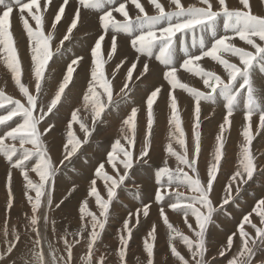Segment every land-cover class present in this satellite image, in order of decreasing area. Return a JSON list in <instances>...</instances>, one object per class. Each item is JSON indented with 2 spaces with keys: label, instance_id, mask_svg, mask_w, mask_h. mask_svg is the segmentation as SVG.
Wrapping results in <instances>:
<instances>
[{
  "label": "snow or ice",
  "instance_id": "6c2138e0",
  "mask_svg": "<svg viewBox=\"0 0 264 264\" xmlns=\"http://www.w3.org/2000/svg\"><path fill=\"white\" fill-rule=\"evenodd\" d=\"M51 2L52 0H45L42 4L41 0H0V50L5 54L4 63L11 73L15 86L26 101V103H22L20 99H14L0 89V109H7L4 114H0V126L8 125L14 118H20L15 127H11L4 135L0 136V155L4 156L12 169L20 171V175L25 182V197L31 208L30 217L26 214L27 223L25 225L26 232L31 234V238L28 240L27 253L23 254V264H71L73 247L81 242V238L86 241L87 252L85 257L82 258L85 264H105L104 256H101L99 260L95 259L94 249L107 223L110 205L117 198V189L125 184L126 179L130 178L134 163L144 165L151 158L154 104L161 93V87H156L146 98V128L141 137V148L138 154H134L138 137V109L133 107L130 114L122 120L119 133L124 143L121 142L120 138L116 139L111 152L107 155V163L112 166L115 176H111L105 171L104 164H100L94 173L96 177H103L107 189V199L105 200L101 196L96 179H92L88 197H94L99 215L89 210L88 200L85 199L79 208L81 228L73 233L67 231L64 233L62 240L66 255L58 256L53 242L48 240L46 236L49 227L48 213L54 206L52 192L54 191L55 177L60 171V166H66V161L71 163L72 158L77 155L83 145L88 143L97 121L100 120L106 110L107 105L104 102V97H107L108 105L113 103L114 86L106 75L105 66L117 54L118 34L121 33L130 37V47L137 54L127 71L126 80L120 88L121 99L128 97L133 70L136 69L141 57H145L147 60L154 57L167 69L163 73V79L170 86L168 94L170 101L168 106L171 111L169 125L172 126L173 130L169 132L170 142L166 145L165 150L169 157L175 158L177 165L173 169L168 166V160L165 159L164 165L155 171L154 177L158 187L154 194V201L163 205L165 196L170 195L169 189L175 186L176 198L174 202L168 204V208L183 215L184 223L194 237H189L179 229L174 228L169 221L165 207L161 206L159 208V218L169 233L171 255L179 261V264H190V261L186 260L176 246L171 243V241L179 238L191 254L194 264H209V260L206 258L208 225L214 223V215L228 214L227 206L237 202V198L243 191V186L252 181L254 175L259 171L251 146L254 139L252 132L254 114L258 113L259 115L257 127L264 129V107L259 102V94L254 84L256 66L259 65L261 74H264V14H254L250 0H239L241 7L236 9L230 8L227 0H199L201 6L192 5L189 7H185L181 0H169V4L173 6L171 11L166 10L160 0H148V3L153 6L155 13L153 15H149L141 0H120L118 4L117 0H77L78 6L74 8V18L71 19L66 34L59 40L58 46L53 51L52 41L55 37L52 32L56 30L57 24L65 15V9L70 0H62L58 11L54 14V21L51 23L52 31L45 35L43 30L44 12H47ZM129 4L137 10L134 15H130L127 10ZM260 4L264 5V0H260ZM106 5L116 6L104 10ZM81 9L103 10V14L99 16L102 33L90 49V82L83 95L85 106L91 104L92 127L90 129L88 125L81 121L78 116L79 109L71 113V120L66 126L67 139L63 144L62 159L57 163L50 157L49 149L44 140V137L53 130L54 125L47 124L41 128V123L45 121L46 117L53 114L57 106L61 104L62 97H64L66 89L69 88L76 72L74 66L78 67L83 57H75L70 60L53 98L47 103H45L42 95L45 91L43 85L49 62L56 53L61 52L65 41L70 40L73 31L77 29L78 23L82 21ZM14 11L18 12L23 28L29 37V46L32 51L30 72L35 82V94L22 82L24 69L12 35L11 18ZM114 12L119 13L123 19L118 20L113 15ZM27 17L35 22V27L29 23ZM220 18H223L222 35H218L216 31L217 21ZM109 31L112 33L110 48L105 51L103 42ZM197 31L210 32L212 36L211 45L207 46L204 39L201 38L199 54H190L186 51L180 67L200 77L204 87L209 90L207 92H202L181 83L177 77L178 69L174 63L177 37L194 34ZM237 38L249 46L251 50L236 46L233 41ZM226 56L237 58L238 63L230 62L229 59L225 58ZM204 58H210L221 65L226 73V79L215 72L205 71L200 67L198 62ZM124 62V60H121L120 64L116 65V69L118 70ZM149 71V63L145 62L139 76H144ZM112 75L114 78L115 72ZM139 76L137 79H139ZM177 88L183 89L191 95L195 102L191 153L182 126L183 122L179 115L178 99L173 94ZM217 96L223 98L226 102V112L223 122L219 125V133L215 137L212 161L207 165L206 174L202 178L198 167L201 153V133L199 131L201 104L202 102L215 103ZM241 102H243L245 121L242 132L244 143L241 145L238 166L223 187L222 194L218 195L215 183L221 171L222 162H227L224 136L225 132L231 127V117ZM75 124L79 125V131L84 134L83 139L77 136L74 130ZM17 140L20 148L24 149L25 144L32 145V148L24 149L20 157L14 160L13 158L17 156L16 145L15 143H6V141L15 142ZM172 141H175L182 151L178 152L173 147ZM120 156H122V159L119 160V163L123 167V174H121L115 163ZM33 159H35V163L31 167L26 166V162ZM30 172L39 177L38 182H34L30 178ZM181 188H186L195 195L185 196L184 192L178 191ZM6 191V211H10L13 208L15 199L11 171L7 174ZM30 192H34L35 196L30 195ZM61 203H63V200L56 203L55 207L59 208ZM42 206L46 210L41 216ZM150 207L151 204L143 203L136 209L135 224H131L132 214H129V217L124 220L122 229L119 230V264H127L126 256L133 229L139 224L141 214L145 218L149 216ZM255 208L264 209V198L256 202ZM256 215L259 217L258 224L253 223L250 215L242 217V222L237 226L240 241L238 250L228 261V264H252L257 241L264 244V211H257ZM88 217H90V221L85 223ZM190 219H194L195 225L190 222ZM41 221L43 222V233L41 231ZM89 224L90 231L88 230ZM246 225L252 229V232L246 231ZM86 231L87 236L84 237ZM52 232L55 235L54 227ZM156 232L157 227L153 224L147 238L143 241V249L147 254V264H154ZM69 235L73 237L72 242H69ZM235 236L236 233L228 236L226 245L222 246L218 253L219 256H224L226 251L233 248ZM20 242V231L15 226L9 230L6 224L3 228V249L0 250V262L6 261L17 249ZM212 260L214 261L215 258L213 257ZM12 264H16V261L13 260Z\"/></svg>",
  "mask_w": 264,
  "mask_h": 264
},
{
  "label": "bare ground",
  "instance_id": "6f19581e",
  "mask_svg": "<svg viewBox=\"0 0 264 264\" xmlns=\"http://www.w3.org/2000/svg\"><path fill=\"white\" fill-rule=\"evenodd\" d=\"M160 2L163 3L166 10H168V11L173 10V6H171L169 4V0H160ZM181 2L183 3V5L185 7H189L192 5L201 6V5H199V0H181ZM227 2L229 4L230 8L236 9V8L241 7V5L239 4V0H227ZM141 3L144 5V7H145L146 11L149 13V15L155 14L153 6L148 3V0H141ZM250 3L252 4L254 14H264V5L260 4V0H250ZM52 7L53 8L49 14L52 15L53 17L45 18V21L43 23V30L45 33H49L50 31H52L51 23L54 21V14L58 11L57 5H54ZM107 8H109V7H107ZM90 10L94 14H97V15H100L103 11V10H93V9H90ZM127 10L129 12H132L130 15H134L135 12L137 11V10H135L134 6L131 4L128 5ZM214 10H215V6H214ZM81 16H82V21L80 23H78V25H77V28H79L78 31L80 32V34H78L76 32L78 35H75L73 32L70 40L65 41L64 46L61 48V52L56 53L55 57L53 58V62H52V60L49 62L48 68L50 69V71H48L49 74H48L47 78L45 79L44 85H43V87H46V88L48 86L47 90H49V91H50V89L53 90V88H55L57 90L58 84L62 81L63 75L66 72L67 64L70 62V60L72 58L79 57V56H75V55L80 54L83 51H85L86 49H88L90 44H92V46H93L95 40L99 36V35L94 34L95 29H94V27H91V20L88 17L84 16L82 13H81ZM115 17L118 20L123 19V17H121L119 13ZM62 18H63V21H61V24H62V26L64 24L66 26L64 28H61L60 31L58 30V32L55 34V39H54L55 42L54 41L52 42V50L53 51H54L55 47L58 46L59 40L62 39L63 35L66 34V29H67V26L70 24L71 19L74 18V8H72L71 5H68L66 7L65 15ZM15 25H17V24H15ZM31 25L33 27H35V22L32 21ZM16 31L25 32L23 25L20 21V18H19V25H18ZM13 34H15V33H13ZM25 34L27 35L26 32H25ZM82 35H83V37H81V38H79L73 42L74 36H82ZM111 35H112V33L110 34V37H111ZM110 37L106 36L105 41L103 42L105 44L104 50L110 48ZM120 38H123V39L119 40ZM27 41H28L29 52L27 51L28 52V54L26 53L27 56L22 55L26 58L25 61L22 60L23 61L22 64L24 66V69H26V70H27V67L29 69H31V65H32V61H31L32 51H31V48L29 46V37H28ZM210 41H212L211 34H209V37L207 38L206 42H210ZM20 42H21V40H20ZM199 42L200 41L193 44L194 50L192 48L188 47L187 50H185L184 52H181L179 49L178 54H174V58L176 59V61H178V60L181 61L185 57L186 51L190 54H199ZM233 43H235L236 46H238V47H244L245 49L251 50L249 48V46L244 44V42L240 41L238 38L236 40H234ZM19 46L21 47V50H24V46L23 45L21 46V43H19L18 47ZM132 50L133 49L130 47V37L127 34L126 35L119 34V36H118V50L117 51L125 59L129 60L131 63H133L135 60V57L132 54L130 55V51H132ZM64 53H65V55L63 56ZM19 54H21V52ZM62 56H63V58H62ZM4 58H5V54L2 52V50H0V89L3 88L5 90L9 91L10 93H12L13 95H15V94L18 95V94H20L19 89L15 86V83L11 77V73L8 71V69L5 66ZM225 58L229 59L230 62L238 63V59L235 57H227L226 56ZM64 62H66V63H64ZM145 62H148L149 66L153 64L156 67H158V66L161 67L160 70L157 71L151 66L150 73L147 75V78L144 81V85H146L150 77L156 76L157 79L153 80V84H154V86L161 87V93L159 94V97H158L156 103L154 104V106L156 107V111L154 112L153 139H152V147H151V148H153V152L151 151L152 153L150 154L151 156L156 157L158 160L150 159L148 161V163L144 165V168L138 170L137 172L135 171V168H133L134 171H132L133 170L132 169L131 173H130V175H133V176L129 179H126L125 184L117 189V193H120V194L117 195V199L113 200L112 204L110 205V208L112 206L111 210L109 209L112 213V214H110V211H109L110 219L117 216L118 219L124 221L126 218L129 217V214H132L131 224H135V222H136V217L133 214V212L135 211L137 204L142 205L143 203H149V204H151V207L155 206V205L157 206V203H155V201H154V194H155L157 187H158V185L155 182V177H154L155 171L160 166L162 167L164 165L165 159L168 160V166L169 167L174 169L177 165V161L175 160V158L169 157L166 153V150H165L166 145L170 142L169 141V132H170V130H173L172 126L169 125V119L171 116V111H170V108L168 106L170 103L169 98H168V94L170 91V86L168 85L167 81H165L163 79V72L161 71V69L166 70V68H165V66L157 63L154 59H152L150 61H148V60L142 61V57H141L140 62L137 63L136 69H134V72H139L143 68V63H145ZM26 63H27V65H26ZM58 64H60V65H58ZM180 64H175V66L177 67V69L181 70V73L177 74V77L181 83L187 84L189 87L198 89L202 92H206L205 90L209 91L208 89H206L204 87L203 81L200 77H197V76L193 75L192 73L183 70L180 67ZM198 64L205 71L215 72L216 74L221 75L222 78L226 79V73H225L223 67L221 65H219L218 63L212 61L210 58H204L203 60L199 61ZM81 66H82V61L78 67L74 66V67H76L77 73H80V67ZM29 73L30 72H28V74ZM88 76H90V73L88 74ZM74 79H75V81L74 80L73 81L75 83L71 82L72 83L71 86L72 87L74 86V87L71 90L67 89L68 90V91H66L67 94L65 93L66 98L68 100H71L72 102L70 103L69 101L65 100V102H68L70 104L67 105V107H65V109L63 108L64 109V111H62L63 116L65 115L64 113H66V114L69 113V117L71 120V113L73 111H75L76 109H79L80 111L78 112V114H80L81 121H83L86 125L91 126V124H92L91 104H88L87 106H85V104L83 102V95H84V92H86V90H84L85 86L79 81L78 76H76V77L74 76ZM22 82L27 87H29L31 90H34V83L35 82H34V79H32L31 74H30V76L27 77V79H22ZM122 83H124V82L122 81ZM134 83H136V82L134 81L132 83V85ZM254 84H255L257 92L259 94V101L264 105V74H261L259 69L254 70ZM151 85H152V80L149 83V87H151ZM80 86H84L83 89ZM87 87H88V85H86V89H87ZM81 89L83 90L82 92H81ZM32 92H34V91H32ZM150 92H151L150 88L145 89L143 87H140L139 90L136 92L135 97L138 100L144 99L145 101L143 103H139V102L135 101L129 95L130 99L127 97L129 99L128 105H123L119 109V112L117 111L116 115L114 114L116 117L111 116L110 119L108 121H106L107 123L109 122L108 123V129H104V128L99 129V135L98 136H100V138H103V139L108 138L109 144L107 146H104V147H101L100 143L96 144L95 150H97L98 152H101L102 155L100 154V156H98L99 155L98 154V155H96L97 157H95L93 155V157H95V159H94L95 161L91 160V164L93 162L95 163L94 165L99 163L98 166L100 164H104L105 165V171L109 175L115 176V172H114L112 166L107 163V155L109 152H111L112 147L114 145V141L116 140L117 137L121 139L122 143H124V141H123V139L119 133V128L122 126V120L124 119L123 116L129 115L130 111L133 107L138 109L137 125H138L139 132H138V137H137L136 142H137V144L140 145L139 147L136 146V148L134 149V154L139 153L140 148H141V137L143 136L144 130L146 128L147 113H146V103L145 102H146V98L150 94ZM54 93H55V90L51 93L50 96L47 94L48 96L44 97V98L47 99L49 97L48 99L50 101L51 98H53ZM49 94H50V92H49ZM173 94L178 99L179 115L181 116V119L183 122L182 126H183L185 133H186L187 144H188L189 152L191 153L192 144H193L192 126H193V112H194V107H195L194 98L191 95H189L187 92H185L183 89H180V88H177ZM20 97H22V96H20ZM64 97H62V98H64ZM122 100H124V99H122ZM124 102H125V100H124ZM225 103L226 102L223 100V98L217 96L215 103L202 102V104H201V121H200V129H199V131L201 133V153H200V157H199L198 167H199L202 178L206 174L207 165L212 161V156H213L214 147H215V137L219 133V125L223 122V117H224L225 112H226ZM61 104H60V107L62 106ZM66 104H65V106H66ZM117 104H119V103H117ZM57 110H55V111H57ZM59 110H61V108ZM59 110L57 112H59ZM0 112H1V110H0ZM5 112H6V110H2V112L0 114H4ZM57 112H54V113H57ZM60 114H62V113H60ZM81 115L83 117H86V119L83 120V117ZM52 116H53V114H52ZM63 116H62V118H64ZM53 117H55V115ZM56 118H59V116L58 117L56 116ZM49 119H52V118H49ZM57 120H55V121H57ZM67 120L64 118L63 120L59 119L57 122H58V124L64 122V126H67V123L70 121L69 118H67ZM231 120H232L231 127L225 132V136H224V143H225V150H226L225 155H226V160H227L226 163L232 164V167H230V169H231L230 175L236 170V168L238 166V161L240 159L241 145L244 143L242 132H243L244 127H245V121H244V108H242V104H240L239 107L237 108V110L234 112V115L231 117ZM252 120H253L252 132H253L254 139H253L251 148H252L253 155L256 159V163H259L258 177L256 178L255 181H252V182L248 183L247 185L243 186V189L247 188V190L250 194L245 195V197L243 196L241 202L237 203L236 205L234 203H232L229 205L230 207L227 206L228 210H230V212L227 215L217 214L214 217V223H211V225H210V230H209L210 234L206 235V239L209 242V248H207L206 258H213L214 257L216 259L217 257H219V259L217 261H213L212 264L228 263V261L237 252L238 246L240 243L239 234L237 231V226L239 223L242 222V217L244 215H250L253 223L258 224L259 217L256 215V212L257 211H264V209H258L257 210L255 208L256 202L259 199L264 198V163H260V157L264 154V129H259L257 127V125L259 123L258 113L253 115ZM19 121L20 120L18 119V121L15 123V125ZM97 124L100 125V123H97ZM9 125L12 127L11 124H9ZM42 126L45 127L46 125H42ZM56 126H57V123H56ZM78 127H79V125L77 126V128H74V130L77 131V133H82L79 131ZM95 130H96V128H95ZM63 131H65V130L63 129ZM0 136H2V135H0ZM53 137H55V135L50 136V139H52ZM57 139L50 141L47 138V140L49 141L48 149L50 150V154H51L54 162L58 163L59 160L62 159L63 144L66 142V140L61 138V140L59 139L60 140L59 141ZM15 142H16V144L17 143L19 144L18 140ZM172 143H173V147L178 152L182 151L179 148V145L175 143V141H172ZM91 148H92V146H91ZM26 149H28V147ZM106 149L109 151H107ZM0 158H1V156H0ZM88 158H90V157H88ZM91 158H92V156H91ZM119 160L120 159L118 158L115 161V163L117 164L118 169L121 172V174H123V167H122V165H120ZM263 161H264V158H263ZM87 162H88V159H87ZM34 163L26 164V166L31 167ZM85 163L86 162H84V164ZM223 163H225V162H223ZM65 165H66V163H65ZM223 165L225 166V164H223ZM80 167L81 166L79 165V160L76 159L72 166H68V169L66 167L65 171L63 172V174H64L63 176L57 177V184L61 183L62 187H65V188L66 187H72V189L76 188V199L72 198L75 201L74 200L72 202L68 201L66 203V208H67L68 213L67 214H61L62 213L61 211L55 210L57 212L56 215L54 214L55 213L54 211H52V212H54L53 213L54 215H52L53 218L50 215V217L52 218L51 219L52 222H51L50 230L48 232H50L52 234V235H50V237L53 236V238L57 241L56 244L53 243L56 250L58 247L61 251L60 252L58 250L57 252H60L63 255H66V251L64 249L63 240H62L63 234H61V233L62 232L65 233L66 230H69V233H72L73 231L76 232L81 228L80 213H79L78 208L75 207L76 203H79V205H80V203H82L81 199H83V201L85 199H87L90 210L92 212L95 211V213H97V212L99 213V209L95 203L94 197H88V192L90 191V186H91L90 182L92 179H96L97 188H98L101 196L105 200L107 199V189L105 188V182H104L103 177H96V176L94 177V173H95L96 169H94L93 166H92L93 168L90 167V169H92L91 173L85 172L83 174H78L77 171H78V168H80ZM86 167H89V166L87 165ZM0 169L5 171V169H3L2 167H0ZM18 172L20 173V171H18ZM60 172H61V170H60ZM7 173L5 171V174H7ZM29 175H30V178H32L34 182L39 181V177L35 173L30 172ZM230 175H229V177H230ZM229 177H227V176H225L224 178L219 177L218 181H216L215 189H216V193L218 195L222 194V189L226 185ZM12 178H13L12 188H13L14 183L17 185H20V181H21V185H22V183L24 182L23 177L18 175V173L13 174ZM1 180L3 182V185L5 186L7 178L1 177ZM109 183H110V181H109ZM146 183L149 185V189H147V187H145V186L142 187ZM55 184H56V182H55ZM3 185H2V189L0 188V191H1L0 201L6 206L7 194L5 192H7V191L4 192ZM57 188H59V187H57ZM135 188H137V190L139 188H142V189H144V191L143 192H140V191L136 192ZM60 189H62V188H60ZM25 191H26L25 187L21 188V191H19L18 189L13 190L14 197L17 198L16 205L21 202L20 203L21 207H20V205H18L17 208H15V210L12 211L10 215H11L12 219H14L18 215L19 220H21L20 223L14 222L15 223L14 226L20 230L21 242L19 244V248L17 249V251L13 253V257L11 258L12 261L14 258H18V259L23 258V254L27 253L28 240L31 238V234L29 232H26V229H25V225L27 222L26 214L28 217H30V215H31L30 205L28 204V202L26 200L25 193H24ZM178 191L184 192L185 196L195 195V193L189 192L186 188H181ZM139 193H140V195L138 196ZM169 193H170V195L165 196V200L163 202V205H161V204H159V205L164 206L165 210H168V212H166V214L168 215L169 221H170V223H172L174 228L184 229L186 224L184 223L183 215L176 212V214H177V216H176L172 213V210L170 208H168V204L170 202H174V200L176 198L175 186H173L172 189H169ZM29 194H31L32 196H35L34 192L29 193ZM140 196H144V198L142 199V197H141V199H140ZM125 202L129 203L128 204L129 207L124 205ZM154 208L156 209V207H154ZM42 209H43V211H42ZM42 209H41V212H42L41 216L43 215L45 208L42 206ZM52 209H54V208H52ZM97 215H99V214H97ZM140 218L142 220L145 219V217H143L142 214H141ZM101 219H102V217H101ZM154 220H155L154 224L157 227L156 234H158L159 232L167 233L168 230L164 226L162 220L159 218V213L155 212L152 214V221H154ZM89 221H90V219H89ZM2 222H5V221L3 220ZM107 222H108V220H107ZM85 223H88V220H85ZM139 224L137 225V227L139 226ZM7 226L9 227V230H11L12 227H10L8 225V223H7ZM109 226H111L113 230ZM220 226H221V229L219 228ZM53 227L55 228V235H53V232H52ZM116 227H117L116 225H110V223H109L108 227H105L107 229L105 230L104 234L101 235L100 239L97 242V245H96L97 250H96V247L94 249V252L97 253V256H95V259L99 260V258L101 256H104L105 260L107 259V262L105 261V264H119V258H118V249L120 247V245H119L120 231L119 230H121V229H118ZM245 228H246V231L252 232V229L249 226L246 225ZM89 229H90V224L88 226V230ZM146 229H143V230L145 231ZM148 229L146 231L147 233H148ZM137 230L139 232L140 229L137 228ZM41 231H42V233L44 232L42 221H41ZM48 232H47V234H49ZM58 233H60V234H58ZM233 233H236V236L234 237L233 248L230 251H226L224 256H219L218 253L221 250L222 246L226 245V241H227L228 236L233 234ZM47 234H46V236H47ZM86 236H87V232H85V234H84V237H86ZM47 238H48V236H47ZM143 238L144 237L142 235L141 238L137 239L136 242L134 243L133 242L134 240L131 237L132 241L129 243V245L130 244H133V245H132V248L128 247V251H127L128 260L126 259L127 264H138L139 261L142 262L143 257L139 253V246L141 245ZM1 239L3 240V236L1 237ZM1 239H0V241H1ZM54 239H53V241H55ZM70 241H71V239H70ZM25 246H27V248H24ZM76 246L77 247L73 250V254L76 255L77 259L74 256H72V258L74 257L73 258L74 260H77L75 262L72 261L75 264H77L78 259H80V258H81V262H82V258L85 257V254L87 252L86 243H84L82 245L81 244L76 245ZM135 247H137V248H135ZM98 248H100V249L98 250ZM45 251H47V249H45ZM8 260H10V259L8 258ZM84 263L82 262L81 264H84ZM169 264H178V263L170 262ZM252 264H264V250H263V252L257 251L256 253H254Z\"/></svg>",
  "mask_w": 264,
  "mask_h": 264
},
{
  "label": "rangeland",
  "instance_id": "374dc122",
  "mask_svg": "<svg viewBox=\"0 0 264 264\" xmlns=\"http://www.w3.org/2000/svg\"><path fill=\"white\" fill-rule=\"evenodd\" d=\"M43 3V2H42ZM61 3H52L51 2V4L49 5V7H48V10H47V12H44V17L45 18H49V17H53L52 15H50L49 13H50V11L52 10V6H54V5H57L58 7H59V5H60ZM70 5V4H69ZM77 6H78V4H77ZM76 6V7H77ZM114 6H116V5H110L109 6V8L110 7H114ZM50 8V9H49ZM72 8H74V7H72ZM105 10H107V9H105ZM84 11V12H83ZM81 13L84 15V16H86V17H88L90 20H91V27H94V29H95V33L94 34H96V35H100L101 33H102V30L99 28V26H100V22H99V24L97 25V27H96V22H95V20H94V18L92 17V16H90V15H93V16H95V17H97V19L99 18V16L101 15V14H103V11H102V13L100 14V15H97V14H94L90 9H85V10H81ZM132 12H129V14H131ZM118 13H116L114 16H116ZM26 15V14H25ZM27 16V15H26ZM18 18V19H17ZM28 19H29V23L31 24L32 23V20H31V18L30 17H27ZM14 20V21H13ZM11 23H12V35H14L13 36V38H14V41H15V44H16V50H18L17 52H18V54L21 52V54H19V57H20V60H21V65H22V67H23V69H24V66H23V64H22V62L23 61H25V55L27 56V54H28V52H29V47H28V41H27V39H28V37H27V35L25 34V32H22V31H20V32H18V31H16V29H17V27H18V25H19V14H18V12L14 15V16H12V18H11ZM44 21H45V19H44ZM61 21H63V18L61 19ZM61 21H60V23L59 24H57V27H56V30L55 31H53V36L55 37V34L58 32V30L60 31L61 30V28H64L66 25L64 24L63 26H62V24H61ZM15 24H17V25H15ZM14 25V26H13ZM62 26V27H61ZM79 30V28H77V29H75L73 32H74V34L75 35H78V34H80V32L78 31ZM78 34H77V33ZM13 33H15V34H13ZM17 34V35H16ZM48 33H45V35H47ZM110 34H111V32L109 31V33L106 35V36H108V37H110ZM221 34H223V32H221ZM118 36H119V34H118ZM81 37H83V35L82 36H74L73 37V42L74 41H76L77 39H79V38H81ZM123 38H120L119 40H122ZM20 40H21V42H20ZM18 41V42H17ZM54 41V40H53ZM52 41V42H53ZM55 42V41H54ZM19 43H21V46L23 45L24 46V50H21V47L19 46L18 47V45H19ZM104 43H103V48H104ZM27 48H26V47ZM91 47H92V44H90V46L88 47V49H86L85 51H83L82 53H80V54H77V55H75V56H82L83 57V60H82V66L80 67V73H77V71L74 73V76L76 77V76H78V79H79V81L85 86H80L82 89H83V87L85 88L84 90H87L86 89V85H88L89 84V82H90V76H88V74L89 73H91V56H90V49H91ZM20 49V50H19ZM28 49V50H27ZM108 49H106L105 51H107ZM28 51V52H27ZM23 52V53H22ZM27 53V54H26ZM133 55L134 57L136 56V53L134 52V50H132V51H130V55ZM22 55H24V56H22ZM56 55V54H55ZM55 55L53 56V58L55 57ZM65 55V53L63 54V56ZM63 56H62V58H63ZM24 58V59H23ZM105 59H107V57H105ZM23 60V61H22ZM121 60H124L125 62L123 63V65L117 70L116 69V65L117 64H120V62H121ZM147 61V58H145V57H142V61ZM152 60V59H151ZM183 60V59H182ZM148 61H150V60H148ZM52 62H53V59H52ZM64 63H66V62H64ZM63 63V64H64ZM131 62L129 61V60H127V59H125L118 51H117V54L116 55H114L113 56V58L110 60V61H108V63L106 64V66H105V72H106V75L108 76V78L111 80V82H112V84H113V102L116 104H114V103H112L111 105H109L108 106V104H107V97L105 96L104 97V102H105V104L107 105V107H106V110H105V112L103 113V115H102V117L100 118V121L98 120L97 121V123H100V125L99 124H97L96 123V125H95V128H96V130H94V133H93V135H91V137H89V139H88V143H86V144H84L83 145V147L81 148V150L77 153V155L76 156H74L73 158H72V160H71V163H69V162H65L66 163V166H60V170H61V172L59 171L58 173H57V176L55 177V181H54V191H53V193H52V195H53V200H54V206H53V208L54 209H52V210H50L49 211V227H48V230H47V232L50 230V226H51V219L53 218V216L52 215H56V211H61L60 213L61 214H67L68 213V211H67V208H66V203L68 202V201H73L74 199H76V188H73L72 189V187H62V184L61 183H59V184H57V177H59V176H63L64 174H63V172L65 171V169H66V167H67V169H68V166H72L73 165V163L75 162V160L76 159H78L79 160V165L81 166L80 168H78V171H77V173L78 174H83V173H85V172H87V173H91V170L92 169H90V167L91 168H93L94 167V169H96L97 168V166H98V164H96V165H94L95 163L93 162L92 164H91V160L92 161H95L94 159H95V157H97L96 155H98V156H100V154L102 155V153L101 152H98L97 150H95V146H96V144L97 143H100L101 144V147H104V146H107L108 144H109V140H108V138H106V139H103V138H100V136H98L99 135V129H101V128H104V129H108V123L106 122V121H108L109 119H110V117L111 116H115L116 115V112L118 111L119 112V109L123 106V105H128V102H129V99H130V97H129V95L135 100V101H137V102H139V103H143L145 100L144 99H137L136 97H135V94H136V92L139 90V88L140 87H143V88H150V90L151 91H153V90H155V88L156 87H158V86H154V84H153V80H155V79H157V77L155 76V77H150L149 78V80H148V82H147V84L146 85H144V81H145V79L147 78V75L150 73V71L146 74V75H144V76H139V74L142 72V70H143V68L139 71V72H134V70H133V78H132V81L130 82V91H129V93H128V98H126V99H124L125 100V102H124V100H122L121 99V94H120V88L122 87V85H123V83H122V81L123 82H125V80H126V76H127V71H128V69L131 67ZM26 65H27V63H26ZM58 65H60V64H58ZM151 66L155 69V70H160V66H158V67H156V66H154L153 64L152 65H150V68H151ZM255 69H259L258 68V66H256V68ZM167 70V69H166ZM166 70H163V69H161V71L164 73V71H166ZM24 75H23V77H22V79H27V77L28 76H30V74H31V72H30V69L27 67V70L26 69H24ZM47 72L45 73V79L47 78V76H48V74H49V72L48 71H50V69L48 68L47 70H46ZM28 72H30L29 74H28ZM113 72H115V77L113 78V75H112V73ZM27 73V74H26ZM76 74V75H75ZM27 76V77H26ZM74 76H73V80L75 81V79H74ZM139 76V79H137V77ZM122 81H121V80ZM72 80V83H75L74 81ZM152 80V85H151V87H149V83H150V81ZM136 82V83H134L133 85H132V83L133 82ZM72 83L69 85L70 87L68 88V89H72L73 87L71 86L72 85ZM139 85V86H138ZM135 88V89H134ZM138 88V89H137ZM7 95H10V96H12L14 99H20L21 100V102L22 103H26V101H25V99L23 98V97H20V96H22L21 94H18V95H13L12 93H10L9 91H7V90H5V89H3V88H1ZM30 89V88H29ZM44 89H45V91L43 92V99H44V101H45V103H47V102H50L49 101V97L46 99V98H44V97H47L48 95L50 96L51 95V93L55 90L56 91V89L55 88H53V90H51L50 89V91L49 90H47L48 89V86H47V88L46 87H44ZM81 89V92L83 91ZM31 90V89H30ZM32 91H34L33 92V94H35V89L34 90H31V92ZM50 92V94H49V92ZM66 91H68L67 89H66ZM206 92H207V90H205ZM48 94V95H47ZM66 94H67V92H66ZM84 94H85V92H84ZM134 94V95H133ZM65 97L64 98H62L63 100L61 101V107H60V104L57 106V109L59 110L60 108H61V110H59V112L60 113H62V114H60L59 112H57V111H55L54 110V112H57V113H53V116L55 115V117H53L52 116V114H50L48 117H46V119H45V121H43L42 122V124H41V128H43L44 126H42V125H47V124H50L51 123V125H54V128H53V130L47 135V136H45L44 137V140H45V142H46V145H47V147H48V143H49V141L48 140H50V141H53L54 139H57V140H61V138H63L64 140H66L67 139V127L66 126H64V122L63 123H59L58 124V120L60 119V120H63L64 118L67 120V118H69V120H70V117H69V113H64L65 115L63 116V112L62 111H64V109H65V107H67V105H69L72 101L71 100H68L67 98H66V95H64ZM22 98V99H21ZM47 100V101H46ZM65 100L66 101H69L70 103H68V102H65ZM116 101V102H115ZM122 102V103H121ZM38 103H39V100H38ZM67 103V104H66ZM117 103H119V104H117ZM65 104H66V106H65ZM241 104H242V102H241ZM117 106V107H116ZM119 106V107H118ZM7 107H12V106H7ZM60 107V108H59ZM115 107V108H114ZM64 108V109H63ZM118 108V109H117ZM63 109V110H62ZM113 109V110H112ZM116 109V110H115ZM1 110V112H2V110H7V109H0ZM156 111V107L154 106V112ZM0 112V113H1ZM110 112V113H109ZM112 112V113H111ZM107 113V114H106ZM115 114V115H114ZM107 115V116H106ZM56 116L58 117L59 116V118H56ZM61 116V117H60ZM62 116L64 117V118H62ZM78 116L80 117V114H78ZM82 116V115H81ZM67 117V118H66ZM83 117V116H82ZM116 117V116H115ZM126 116H123V118H125ZM18 118V117H17ZM14 118L12 121H10L9 123H8V125L9 124H11L12 125V127L15 125V123L18 121V119L20 120V118ZM49 118H52L53 120L55 119V120H57V121H53L52 119H49ZM86 119V117H83V120H85ZM68 121V120H67ZM46 122V123H45ZM55 122V123H54ZM44 123V124H43ZM56 123H57V126H56ZM8 125H5V126H0V135H4L5 133H6V131L8 130V129H10V127L8 126ZM16 126V125H15ZM14 126V127H15ZM77 124H75L74 125V128H77ZM57 127V128H56ZM60 127V128H59ZM91 127H92V124H91V126H89V128L91 129ZM79 128V127H78ZM63 129L65 130V131H63ZM60 130V131H59ZM54 131V132H53ZM138 132H139V129H138ZM52 133V134H51ZM51 134V135H50ZM57 134V135H56ZM76 134H77V136L79 137V138H81V139H83L84 138V134L83 133H77V131H76ZM55 135V137H53L52 139H50V136H54ZM83 136V137H82ZM47 138H48V140H47ZM116 139H118V137L116 138ZM152 139H153V135H152ZM59 140V141H60ZM102 142V143H101ZM104 142V143H103ZM115 142V141H114ZM6 143H15V145H16V148H17V156L16 157H14L13 159L15 160V159H18L19 157H20V155L23 153V151H24V149H26L27 147H28V149H31L32 148V145H28V144H25L24 145V149L22 150V148H19L20 147V145L17 143L16 144V142H13V141H6ZM93 143V144H92ZM90 145V146H89ZM91 146H92V148H91ZM136 146L137 147H139L140 145L139 144H137V142H136V145H135V148H136ZM87 148V149H86ZM93 149V150H92ZM91 150V151H90ZM95 150V151H94ZM107 150V149H106ZM107 151H109V150H107ZM151 151L153 152V148H151ZM150 151V154L152 153ZM84 152V153H83ZM92 152V153H91ZM98 152V153H97ZM89 153V154H88ZM97 153V154H96ZM49 155H50V157L52 158V156H51V154H50V150H49ZM93 155L95 156V157H93ZM1 156V158H0V167H2L3 169H5V171H6V173L7 172H9V171H11L12 172V175L13 174H17L18 173V175H20V173L18 172L19 170L18 169H12L11 168V166H10V164L8 163V161L4 158V156L3 155H0ZM91 156H92V158H91ZM88 157H90V158H88ZM150 159H156V160H158L156 157H154V156H151L150 155ZM5 160H4V159ZM263 158H264V154L260 157V163H264V161H263ZM87 159H88V162H87ZM119 159H122V156H120L119 157ZM35 159H33L32 161H28V162H26V164H29V163H34L35 161H34ZM52 160H53V158H52ZM54 161V160H53ZM86 162L85 164H84V162ZM82 162V163H81ZM88 163V164H87ZM223 164H225V166L223 165ZM227 164V165H226ZM3 165V166H2ZM68 165V166H67ZM89 166V167H86V166ZM145 165V164H144ZM144 165L142 166L141 164H136V163H134V167L133 168H135V171L137 172L138 170H140V169H143L144 168ZM83 166V167H82ZM93 166V167H92ZM257 166H258V168H259V163H257ZM161 167V166H160ZM230 167H232V164H229V163H223L222 162V168H221V171L219 172V174H218V178L219 177H225V176H227V177H229V175H230V173H231V169H230ZM9 168V169H8ZM86 169V170H85ZM88 170V171H87ZM5 171H3L2 169H0V188L2 189V185H3V182H2V180H1V177H6L7 178V174H5ZM132 171H134V169L132 170ZM16 172V173H15ZM93 174V173H92ZM21 176V175H20ZM133 175H130V178L132 177ZM94 177H95V175H94ZM258 177V172L254 175V179L252 180V181H255L256 180V178ZM218 178H217V181H218ZM229 179V178H228ZM12 181H13V178H12ZM252 181H250V182H252ZM55 182H56V184H55ZM249 182V183H250ZM147 187V189H149V185L146 183V184H144L142 187ZM6 185L4 186L3 185V188H4V192L6 191ZM23 187H25V182H23L22 183V185H21V181H20V185H17V184H15L14 183V185H13V190H19V191H21V188H23ZM57 187H59V188H57ZM60 188H62V189H60ZM56 191V192H55ZM61 191V192H60ZM63 191V192H62ZM135 191L136 192H143L144 191V189H142V188H139L138 190H137V188H135ZM69 192L71 193L70 195H69ZM243 192V193H242ZM241 192V197L239 196L238 198H237V201L238 202H235L234 204L236 205L237 203H239V202H241V200H242V198H243V196L245 197V195H247V194H250L249 192H248V190H247V188H245V189H243V191ZM6 194H7V192H5ZM25 193V192H24ZM30 193H32V192H30ZM56 193V194H55ZM0 194H1V191H0ZM120 193H117V195H119ZM31 195V194H30ZM64 195V196H63ZM66 195V196H65ZM140 195V193L138 194V196ZM58 196V197H57ZM60 196V197H59ZM34 197V196H33ZM141 197H142V199L144 198V196H140V199H141ZM63 198V199H62ZM72 198H74V199H72ZM67 199V200H66ZM115 199H117V198H115ZM114 199V200H115ZM17 200V198L15 197V199H14V205H13V208L10 210V211H6V206L0 201V239H1V237L3 236V228H4V226L8 223V225L10 226V227H13L14 226V222H16V223H20L21 222V220H19V216L17 215L14 219H12V217H11V212L12 211H14L15 210V208H17V206L18 205H20V203H18L17 205H16V201ZM61 200H63V203H61L60 205V207L59 208H56L55 207V204L56 203H58V202H60ZM75 201V200H74ZM56 202V203H55ZM81 202H83V199H81ZM81 204L82 203H80V205H79V203H76V208H78V210H79V208H80V206H81ZM129 203L128 202H125V206H127V207H129V205H128ZM141 205H139V204H137V207L135 208V211H136V209L137 208H139ZM20 207H21V205H20ZM62 207V208H61ZM154 207H156V209L154 208ZM161 207V205H159V204H157V206L155 205V206H152V207H150V212H149V216L147 217V218H145V219H141L140 218V220H139V226L137 227H135L134 229H133V232H132V239L134 240L133 242L135 243L136 242V240L137 239H139V238H141V236L143 235V239H142V243H141V245L139 246V253L141 254V256L143 257V260H142V262H140L139 261V263L138 264H147V254H146V252L144 251V249H143V241H144V239L145 238H147V229H148V232H149V230H151V228H152V226H153V224L155 223V220L154 221H152V214L153 213H159V208ZM230 207V206H229ZM56 208V209H55ZM66 208V209H65ZM111 208H112V206H111ZM111 208H110V210H111ZM31 209V208H30ZM59 209V210H58ZM46 209H44V211H45ZM56 210V211H55ZM63 210V211H62ZM89 210H90V208H89ZM93 210V209H92ZM109 210V211H110ZM258 210V209H257ZM42 211H43V209H42ZM52 211H54V212H52ZM135 211L133 212V214L135 215ZM166 212H168V210H166ZM230 212V210H228V213ZM41 210H40V215H41ZM54 213V214H53ZM94 213H95V211H94ZM172 213L174 214V215H176L177 216V214H176V212H173L172 211ZM96 214H99L98 212L96 213ZM110 214H112L111 213V211H110ZM50 215H51V217H50ZM217 215V214H216ZM216 215H214V217L216 216ZM214 217H213V219H214ZM89 219H90V217H88V218H86V220H88L89 221ZM103 219V218H102ZM5 221V222H2V221ZM111 222H110V221ZM123 222L124 221H122V220H120V219H118V217L117 216H115V217H113V218H111L110 219V217H108V222L106 223V225H105V227H108V224L110 223V225H116L117 227L116 228H118V229H122V224H123ZM190 222L191 223H193V225H195V221H194V219H190ZM27 223V222H26ZM210 225L211 224H209L208 225V228H207V234H210L209 233V230H210ZM130 226H131V224H130ZM177 226V225H176ZM111 229H112V227L111 226H109ZM9 228V227H8ZM137 228L138 229H140L139 230V232H138V230H137ZM147 228V229H146ZM220 229H221V226L219 227ZM107 228H104V230L102 231V233H101V235H103L104 234V232H105V230H106ZM143 229H146L145 231L143 230ZM177 229H179V228H177ZM19 230V229H18ZM113 230V229H112ZM182 233H184L185 235H188L189 237H193V233L192 232H190V230L187 228V225H185V228L184 229H179ZM20 231V230H19ZM68 233H69V230H66ZM65 231V232H66ZM89 231H90V229H89ZM144 231V232H143ZM73 232H75V231H73ZM72 232V233H73ZM87 232V231H86ZM49 234H47V236H48V240H52V242L54 243V244H56L57 243V241L53 238V236H51L50 237V235H52L50 232H48ZM61 233V232H60ZM60 233H58V234H60ZM137 233V234H136ZM61 234H63L64 235V233L62 232ZM85 234V233H84ZM142 234V235H141ZM134 235V236H133ZM10 238V237H9ZM136 238V239H135ZM194 238V237H193ZM53 239L55 240V241H53ZM68 239H69V242H72V236L71 235H69V237H68ZM70 239H71V241H70ZM82 241V243L80 242V244L82 245V244H84V243H86V241H85V239H81ZM132 240H130L129 241V243L131 242ZM206 241H207V239H206ZM1 243H0V249L2 250L3 249V240L1 239V241H0ZM84 242V243H83ZM208 242V241H207ZM169 243H170V241H169V233H168V231H167V233H165V232H159L158 234H156V239H155V247H154V257H153V259H154V264H169L170 262H176V263H178L179 264V261L175 258V257H173L172 255H171V252H170V249H169ZM171 243H173L175 246H176V248H177V250L181 253V255H183L184 257H185V259L186 260H189L190 261V264H194V262L192 261V257H191V254L189 253V251L187 250V248L185 247V245L180 241V239L179 238H177L175 241H171ZM80 244H76V245H80ZM75 245V247H73V250L77 247ZM132 245L133 244H130V245H128V247L129 248H132ZM136 246V245H135ZM19 248V244H18V246H17V249ZM24 248H27V246H25ZM135 248H137V247H135ZM207 248H209V242L207 243ZM17 249L14 251V252H16L17 251ZM100 248H98V250H99ZM60 251V249L57 247V251ZM96 250H97V247H96ZM263 250H264V244H260V242L259 241H257V246L255 247V249H254V253H256L257 251H262L263 252ZM101 251V250H100ZM13 252V253H14ZM61 252V251H60ZM60 252H57V255L58 256H60V254L61 255H63L62 253H60ZM13 253H12V256H10V257H8L10 260H8V258H7V260L6 261H3V262H0V264H12V260H11V258L13 257ZM94 254H96L95 256H97V253H95L94 252ZM73 256L76 258V255H74L73 254ZM73 257V258H74ZM72 258V261L73 262H75V261H77V260H74ZM77 259V258H76ZM126 259L128 260V257L126 256ZM208 260H209V264H212L213 263V260H212V258H207ZM219 259V257H217L214 261H217ZM13 260H15L16 261V264H23L22 262H23V258H20V259H18V258H14ZM11 261V262H10ZM106 262H107V259L105 260ZM73 262H71V264H75V263H73ZM82 262L84 263V260L82 259ZM81 262V258L80 259H78V262H77V264H81L82 263ZM85 264V263H84ZM224 264V263H223ZM225 264H228V263H225Z\"/></svg>",
  "mask_w": 264,
  "mask_h": 264
}]
</instances>
